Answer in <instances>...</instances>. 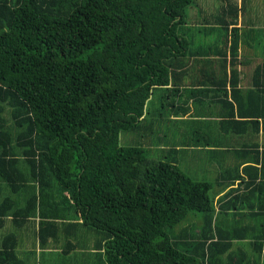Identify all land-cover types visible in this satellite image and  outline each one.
Masks as SVG:
<instances>
[{"label": "trees", "instance_id": "obj_1", "mask_svg": "<svg viewBox=\"0 0 264 264\" xmlns=\"http://www.w3.org/2000/svg\"><path fill=\"white\" fill-rule=\"evenodd\" d=\"M218 1L191 29L196 0H0V264L24 263L11 231L28 219L32 249L61 237L71 264H264V60L246 90L236 69L240 38L264 37L236 26L243 1ZM188 73L210 87L189 96L219 108L174 106ZM212 115L239 140L215 205L160 128L186 116L209 129ZM127 132L138 138L119 145ZM195 137L181 146L220 147ZM191 219L195 232L174 231Z\"/></svg>", "mask_w": 264, "mask_h": 264}, {"label": "crops", "instance_id": "obj_2", "mask_svg": "<svg viewBox=\"0 0 264 264\" xmlns=\"http://www.w3.org/2000/svg\"><path fill=\"white\" fill-rule=\"evenodd\" d=\"M196 1L198 3L199 10H201L199 13H201L203 11L204 12L212 11V10H207V8L209 6L216 5L215 0H196ZM241 1L240 0H231L230 3L235 4L236 6H239V3ZM218 2L221 4H224V0H220ZM203 20H204V17L200 16L197 20L190 22L188 24V26H190L191 29L197 28V27L199 29H202L203 28ZM215 25L216 24L209 23L206 26L208 27V29H213ZM236 26L239 27L240 29L242 28L239 25V17H238ZM200 32L197 33V36H199V35L203 36L205 34H207L208 36H211L213 34L212 31L204 32L202 30V32L201 33ZM240 32H241V30H240ZM240 32H238V33L240 34ZM247 42L248 43H245V45H247L246 48L248 50H251L249 55L240 56V54H238V51H237L238 57L241 61V64L236 66V69L239 72V84L238 85L242 90H246L247 88L250 87V78H251L253 69L261 62V60H264V54L262 55L261 52H259V55H257L255 53V51H253V50H255V48L252 46L251 41H247ZM239 48H240V45H239ZM255 59L256 60L259 59V61L256 63H250L251 61H253ZM242 68H244V69L245 68H251V71L247 77L248 80H245L244 73H242V71H241ZM195 75L198 76L199 73L196 72ZM187 76L190 78L192 77V79L191 80L184 79L183 82L186 83V86L185 85L178 86L179 91H178V93H176V96L173 97L174 106L175 107L179 106V107L184 108V109L189 108L190 110H192L194 107H196L198 109L203 108V109H208V110L213 109V108H219L218 104L211 105V103H209V102L213 103L212 97H208V96L191 97V96H189V93L187 92L188 90L193 91V90H199L201 88L210 89V87H204V86H192V87H190L189 83H191L192 81L195 80V76L192 73H188ZM199 103H201V104H199ZM204 118L205 119L203 122L207 123V126H209V129L205 128L201 119H198V121H196L197 122L196 126H190L193 119H189L186 116L170 117V119L167 120V122H166L167 127H165L166 128L165 134L167 137L166 142L173 143L177 146L180 145L178 148H176V150H177L176 152L169 153L168 157H169L170 161H173L178 166H180V167L182 166L185 168V167H187L185 164L190 163V162H188V160H191L192 163L198 167V169H203L205 167L204 163L207 162V164H209V160L213 159V158H215V160H220L219 165L221 163V169L235 164V162H236L235 155L232 154V152H233L232 150H233V148H235L237 146V143L239 142V140H237V138L232 137L228 134L223 135L219 131V129L217 128V125H218L217 121L219 119L216 118L214 115H212L211 117H204ZM195 129H197V130H195ZM194 131H198V134H194ZM214 133H215L216 137H219L221 139V143L219 144L220 147H217L218 149H215V151H209L208 147H201L200 146L206 141L202 142L201 144L197 143L196 146H193V145H190L189 147L181 146L182 145L181 143H182L184 136L190 140H192L193 138H196L195 136H198V137H201L204 139L207 137L208 142L210 143V138L215 136V135H213ZM168 136H170V138ZM259 139H260V137H258V140ZM232 144H236V146L232 145ZM166 145H168V144H166ZM209 148H212V147H209ZM226 154H229L230 158H226L225 157ZM195 161H196V164H195ZM227 162H228V164H226ZM211 165H212V163H211ZM241 166L242 165H240L238 167V170H240ZM221 169L218 172L214 171V173H215L214 178H216V176L221 172ZM192 172L194 174V171L190 170V173H192ZM235 185H236V183H234L233 187H235ZM218 187L219 186L215 187V191H218V192L214 196V199H213L214 202H217V199L228 190V188L223 189L225 191L222 193L223 190H220ZM218 194H219V196H218ZM30 221H31V219H28L27 221H25V223H21V224L17 225L16 228L11 231V232L15 233L17 238H18L17 245L15 246V252L17 254H19L20 258H24L23 264H71V261H72L71 257L75 256L73 254H79L78 253L79 251L75 250L66 259L64 256H63L64 258H62L61 256L58 257L57 256L58 253H60V251H64V249H62V247H61V244L63 241V238H61V237L58 241H55L56 243H54V242L52 243V242L48 241L42 247L41 246L38 247L37 240H35L34 241V247L32 249L31 245L33 244V241H32V238H30L31 237L30 233L33 232V230L36 228L37 219L32 220V221H34V225H31ZM6 226H9V224H6ZM176 228L177 227H175V229ZM10 229L11 228L9 226L6 230H10ZM177 231L191 233V232H195L196 230H195V228L190 227V225H188V226H183V227L177 229L176 232ZM1 233L3 234L2 231H1ZM25 235H27V238L25 237ZM61 235L63 237V232ZM76 263L79 264V261H76Z\"/></svg>", "mask_w": 264, "mask_h": 264}, {"label": "rangeland", "instance_id": "obj_3", "mask_svg": "<svg viewBox=\"0 0 264 264\" xmlns=\"http://www.w3.org/2000/svg\"><path fill=\"white\" fill-rule=\"evenodd\" d=\"M242 1H243V11L244 12L242 15L243 17L239 16L240 27L244 28L245 33L248 32V30H247L248 27H252L251 29H253V30H251V31L254 33V35L255 34L257 35V33H259V34H261L260 39H262L264 37L263 36L264 35V0H242ZM213 15H215V12H213V11H211V12H204L203 11V12L199 13V17L205 16V18L209 17V16L212 18ZM244 25L247 28H245ZM252 44L256 47L255 50H253V51H255V53L257 55H259L261 45L264 44V39H262L261 41H258L255 37ZM246 46L247 45H245V43L243 42V39L240 38V48L238 49V54H240V56H242V55L247 56L250 54L251 50H248L246 48ZM258 61H259V59H257V60L255 59V60L251 61L250 63H256ZM251 68H245V69L242 68L241 71H242V73H244L245 80H248L247 77L251 71ZM157 121H159V117H157ZM165 121L166 120H164L163 122H165ZM155 126H156V124L153 125V128H155ZM165 127H167L166 123H164V125H162L160 128H165ZM168 137L170 138V136H168ZM124 138L130 139L133 142H135V140L138 137L136 135L134 136L133 132L120 133L118 136L119 145H130L129 142H127V140H124ZM232 145H236V144H232ZM153 153L154 152L152 151L149 153V155H151ZM225 157L230 158L229 154H226ZM188 162H190V163L185 164L187 167H185V168L182 166L181 167L179 166V167L184 173H187L188 175H190V177L192 179L197 180V181H210V182L214 183V181H215L214 180V176H215L214 171L218 172L221 169V163L219 165L220 160H215V158L210 159L209 164H207V162H205L204 163L205 167L203 169H198V167L196 165H194L191 160H188ZM211 163H212V165H211ZM195 164H196V161H195ZM226 164H228V162ZM190 170L194 171V174H193V172L190 173ZM213 185H214L213 190H211L209 192L210 196H212V197H213V193H214L213 191L215 189V183ZM224 191L225 190H223L222 193ZM218 196H219V194H218ZM214 205H215V202H214ZM188 218H192V215L188 214L186 216L185 220ZM196 218L200 221V217L199 218L196 217ZM188 225H190V227L196 228L197 221L193 220V219L184 221L183 223L178 225V227L176 229H174V231L176 232V230L178 228H181L183 226H188Z\"/></svg>", "mask_w": 264, "mask_h": 264}]
</instances>
